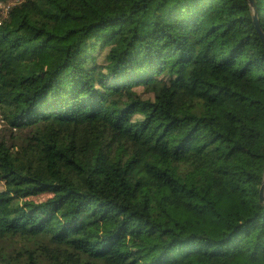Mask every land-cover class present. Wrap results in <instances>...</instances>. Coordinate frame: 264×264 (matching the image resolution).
<instances>
[{"label":"trees","instance_id":"obj_1","mask_svg":"<svg viewBox=\"0 0 264 264\" xmlns=\"http://www.w3.org/2000/svg\"><path fill=\"white\" fill-rule=\"evenodd\" d=\"M0 110V264H264L249 0H22Z\"/></svg>","mask_w":264,"mask_h":264},{"label":"rangeland","instance_id":"obj_2","mask_svg":"<svg viewBox=\"0 0 264 264\" xmlns=\"http://www.w3.org/2000/svg\"><path fill=\"white\" fill-rule=\"evenodd\" d=\"M20 1H22V0H8L6 3L7 4H11V5H13V4H15V3H19ZM2 8V7H1ZM0 8V16L1 17H4V16H7V13H4L3 11H2V9ZM103 55V53H100L99 52V54H98V58H99V60L100 59H102V56ZM141 92H142V89L140 88L139 89ZM145 97H148V96H150L149 94H145L144 95ZM3 120L0 118V127L2 126V124H3V122H2ZM4 127V126H3ZM2 127V129H4ZM21 134H23V135H26V133L25 132H23V133H18V135H21ZM47 198V195H43V196H40V197H37V198H35L36 200H38V201H41V200H45ZM12 245L14 246V247H18V249H20V250H22L24 247H26L28 244L25 242V240L24 239H21V238H16V239H13V241H12ZM28 248H30V247H28Z\"/></svg>","mask_w":264,"mask_h":264},{"label":"water","instance_id":"obj_3","mask_svg":"<svg viewBox=\"0 0 264 264\" xmlns=\"http://www.w3.org/2000/svg\"><path fill=\"white\" fill-rule=\"evenodd\" d=\"M250 1V5L253 7L254 9V21L256 23V26L258 28V31L263 39V43H264V33L262 31V29L260 28V25H259V22H258V10H257V6H256V3H255V0H249ZM260 200L262 202H264V179H263V182H262V186H261V190H260Z\"/></svg>","mask_w":264,"mask_h":264},{"label":"built area","instance_id":"obj_4","mask_svg":"<svg viewBox=\"0 0 264 264\" xmlns=\"http://www.w3.org/2000/svg\"><path fill=\"white\" fill-rule=\"evenodd\" d=\"M16 4V3H15ZM14 5V4H13ZM12 5L9 3V4H7V3H0V8L2 9V11L4 12V13H8V11H9V9H10V7H11ZM0 118L3 120V115H2V113H1V110H0Z\"/></svg>","mask_w":264,"mask_h":264}]
</instances>
